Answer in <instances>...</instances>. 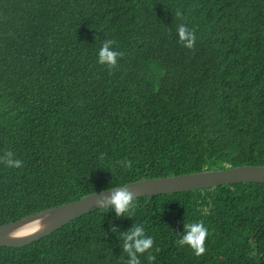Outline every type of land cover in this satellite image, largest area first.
<instances>
[{
	"label": "trees",
	"instance_id": "trees-1",
	"mask_svg": "<svg viewBox=\"0 0 264 264\" xmlns=\"http://www.w3.org/2000/svg\"><path fill=\"white\" fill-rule=\"evenodd\" d=\"M7 152L22 166L0 160V226L143 179L264 166V0H0ZM133 200L2 246L0 264H128L134 226L153 238L140 264H264V183ZM190 221L204 254L179 244Z\"/></svg>",
	"mask_w": 264,
	"mask_h": 264
},
{
	"label": "water",
	"instance_id": "water-1",
	"mask_svg": "<svg viewBox=\"0 0 264 264\" xmlns=\"http://www.w3.org/2000/svg\"><path fill=\"white\" fill-rule=\"evenodd\" d=\"M241 183H264V166L246 165L181 176L143 179L126 189L133 199L216 188ZM115 189V188H114ZM114 189L87 195L78 201L50 208L0 226V247H22L63 228L73 220L110 206Z\"/></svg>",
	"mask_w": 264,
	"mask_h": 264
},
{
	"label": "clouds",
	"instance_id": "clouds-1",
	"mask_svg": "<svg viewBox=\"0 0 264 264\" xmlns=\"http://www.w3.org/2000/svg\"><path fill=\"white\" fill-rule=\"evenodd\" d=\"M177 15H181L177 11ZM177 35L179 41L186 48H193L196 43V33L181 24L177 29ZM115 41L107 39L103 41L98 52V63L101 65H107L109 68L115 67L119 58L123 53L118 52L114 47ZM8 167L20 168L22 161L15 158L12 152H7L3 157H0ZM110 206L115 210L119 216L121 214H132V209L135 206L133 195L126 189L124 185L115 186V189L109 199ZM208 235V229L202 221H190L185 223L183 234L179 240L180 245L190 246L196 253L201 255L205 253L204 242ZM123 247L127 252L129 260L128 264H140L138 254H143L153 246V238L145 234L143 226H134L132 230L124 234Z\"/></svg>",
	"mask_w": 264,
	"mask_h": 264
}]
</instances>
